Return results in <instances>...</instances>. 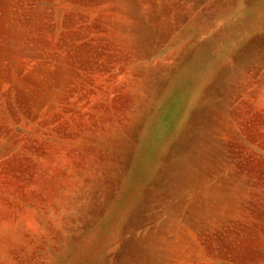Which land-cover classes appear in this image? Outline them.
I'll return each mask as SVG.
<instances>
[{
    "label": "rangeland",
    "instance_id": "rangeland-1",
    "mask_svg": "<svg viewBox=\"0 0 264 264\" xmlns=\"http://www.w3.org/2000/svg\"><path fill=\"white\" fill-rule=\"evenodd\" d=\"M0 264H264V0H0Z\"/></svg>",
    "mask_w": 264,
    "mask_h": 264
}]
</instances>
